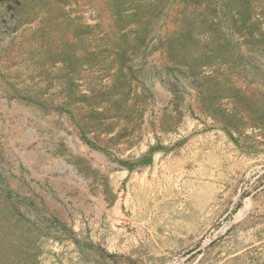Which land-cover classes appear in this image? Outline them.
I'll return each mask as SVG.
<instances>
[{"label":"rangeland","instance_id":"obj_1","mask_svg":"<svg viewBox=\"0 0 264 264\" xmlns=\"http://www.w3.org/2000/svg\"><path fill=\"white\" fill-rule=\"evenodd\" d=\"M0 264H264V0H0Z\"/></svg>","mask_w":264,"mask_h":264}]
</instances>
